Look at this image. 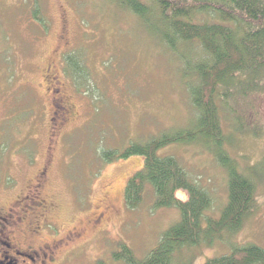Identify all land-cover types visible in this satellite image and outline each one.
<instances>
[{"label": "rangeland", "instance_id": "1", "mask_svg": "<svg viewBox=\"0 0 264 264\" xmlns=\"http://www.w3.org/2000/svg\"><path fill=\"white\" fill-rule=\"evenodd\" d=\"M36 1L47 27L33 15ZM188 48L170 52L110 0H0V207L26 195L44 173L49 227L41 239L54 251L48 264H123L112 258L120 244L143 259L178 221L176 209H153L150 189L130 209L125 189L143 160L104 164L100 152L189 125L195 111L181 58L201 50ZM74 52L88 71V89L65 74L64 57ZM56 80L61 85L53 87ZM250 101L238 112L242 134L234 118L221 114L229 153L243 171L256 165L261 176L256 210L233 243L264 249V93ZM160 155L176 157L210 193L211 214L226 204V173L204 146H174ZM177 197L188 199L184 192ZM229 253L221 243L199 253L196 264Z\"/></svg>", "mask_w": 264, "mask_h": 264}, {"label": "trees", "instance_id": "2", "mask_svg": "<svg viewBox=\"0 0 264 264\" xmlns=\"http://www.w3.org/2000/svg\"><path fill=\"white\" fill-rule=\"evenodd\" d=\"M110 1L136 16L170 52L179 54L180 48L188 50L191 45L201 50L195 54L197 58L184 52L181 58L183 81L195 111L189 125L146 142H133L124 150L100 152L104 164L143 160L125 189L130 209L140 207L150 189L154 210L176 209L179 213L178 221L166 229L145 258L139 259L130 247L120 244L113 260L123 264H196L204 249L225 243L229 254L206 258L203 264H264L263 248L233 243L256 210L261 176L256 165L243 171L229 153L230 139L221 115L225 112L234 118L235 132L244 133L245 120L239 109L249 108L250 98L264 93V0ZM35 4V19L47 27L38 2ZM201 17L205 21H199ZM76 54L64 57L65 74L82 89L90 84L89 74L81 54ZM196 144L214 156L227 176V202L216 214H211L210 193L189 177L179 160L160 155L170 147ZM178 192L186 193L188 199L180 200Z\"/></svg>", "mask_w": 264, "mask_h": 264}, {"label": "flooded vegetation", "instance_id": "3", "mask_svg": "<svg viewBox=\"0 0 264 264\" xmlns=\"http://www.w3.org/2000/svg\"><path fill=\"white\" fill-rule=\"evenodd\" d=\"M51 84L61 85L57 80ZM55 92L59 95L61 91ZM44 177V173L40 174L37 184H31L27 194L7 209L0 207V264H48L53 260L52 247L41 239L43 228L49 227V206L42 196Z\"/></svg>", "mask_w": 264, "mask_h": 264}]
</instances>
